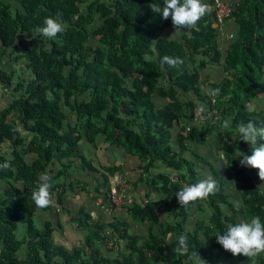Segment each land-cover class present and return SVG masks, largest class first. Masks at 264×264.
Wrapping results in <instances>:
<instances>
[{
	"label": "trees",
	"instance_id": "1",
	"mask_svg": "<svg viewBox=\"0 0 264 264\" xmlns=\"http://www.w3.org/2000/svg\"><path fill=\"white\" fill-rule=\"evenodd\" d=\"M13 1L0 0V89L12 88L16 94L10 107L0 109V165L9 164L0 169V264H198V258L176 251L182 233L188 237L189 252L196 250L207 264H264V254L234 257L217 243L215 236L238 222V214L229 201L226 179L212 165L218 190L205 200L212 212L208 221L186 228L195 213L191 204L181 206L176 196L203 179L197 167L206 163L200 156L199 166L185 159V144H205L216 135L226 144L223 155L242 196L244 216H259L264 222V188H259L264 182L257 170L241 166L240 152L251 155V145L236 132L241 122L264 127V110L257 107L264 106V0H241L221 21L215 0H204L209 14L196 29L177 32L171 18L164 20L149 8L153 2L163 7L162 0ZM48 17L68 25L55 40L35 31ZM227 23L235 26L234 37L221 49L218 29ZM171 32L176 33L166 36ZM164 56L184 63L162 68ZM215 66L223 71L220 81L209 75ZM21 68L23 78L18 75ZM216 89L219 94L213 95ZM200 105L207 121L194 125ZM13 112L16 119L10 121ZM225 120L231 121L228 129L222 127ZM175 127L180 129L178 151L171 146ZM21 130L31 138L23 137ZM98 136L144 163L140 181L162 200H133L125 208L135 222L160 227V232H150L140 245V238L128 234L127 224L117 223L110 228L120 240L112 241L104 226H92L82 213L75 222L85 231L84 243L72 252L56 244L51 222L37 227L38 212L51 206L37 208L31 194L44 173L51 177L53 200L60 205L69 189L86 190L79 181L69 186L60 179L68 176L76 158L94 169L80 143L86 138L94 145ZM8 141L20 148H14L13 158L5 155ZM31 154L37 156L32 164L26 160ZM158 163L177 176L153 174ZM56 165L57 173L52 169ZM117 172L119 168H102L105 180L92 193L105 206L113 207L108 175ZM168 207L173 210L164 218ZM121 240L127 242L122 251ZM99 242L106 248L113 243L115 260L100 253Z\"/></svg>",
	"mask_w": 264,
	"mask_h": 264
},
{
	"label": "crops",
	"instance_id": "2",
	"mask_svg": "<svg viewBox=\"0 0 264 264\" xmlns=\"http://www.w3.org/2000/svg\"><path fill=\"white\" fill-rule=\"evenodd\" d=\"M228 5H231L233 8L238 5L241 0H221ZM214 27H218L216 24ZM218 46L223 49L226 44L233 39L231 37L232 33L235 32V26L233 24L227 23L224 26H220L218 29ZM175 33H166V36H173ZM20 75L24 77V70L21 68ZM28 71H25V74L29 76ZM211 79L213 81H220L223 77V71L221 67L215 66L212 67L209 71ZM16 81V80H15ZM207 86V85H206ZM0 109H6L11 106L13 101H15V93L11 89H0ZM159 104L164 102L156 98ZM258 109L264 110L262 103H257ZM15 112L10 115V121L15 120ZM68 117L69 114L67 113ZM70 119L72 117H69ZM67 118V119H69ZM71 121V120H70ZM74 122V119L72 118ZM72 122V123H73ZM180 129L175 127L173 129V138L171 146L175 151H178L181 146L178 143V134ZM21 134L27 140L31 138L30 134L24 130H21ZM81 149L86 160L93 166L94 169H89L86 165L83 164V161L79 158L73 160V165L68 172L67 177H62L60 180L65 185H71L79 181L86 190L82 192H72L69 189V192L64 195L62 198V204H58L57 200H53V204L50 209L47 211H39L37 217L35 218V223L38 228L43 229L46 226L47 222H51L54 227L53 239L56 244L64 247L69 251H76L82 247L84 243L85 231L80 227L75 219L82 217V213H85L89 216L88 221L93 225H102L105 227V233L112 240H120L116 232L111 229V225L121 223L127 224L129 226L128 234L132 237L140 238V245L143 242L149 239L150 232H160V227H154L152 229L148 223L135 222L130 213L125 208H115L105 206V204L98 203V198L95 199L92 195L101 184L105 178L101 175L102 168H119L120 172H117L113 175H108V183L110 192L116 189L123 191L125 196L129 197L132 200H135L137 203H146L148 201H158L162 200V196L159 195L153 188L149 187L145 182L140 181L142 175V167L144 163L132 154H129L123 147L112 145L106 143L104 138L98 136L95 140V144L88 142L86 138L80 143ZM226 144L222 140L213 135L208 139L205 144H197L194 142L186 143L185 149L183 152V157L189 161L197 163L196 156L203 158L206 163H201L197 167V171L203 176L210 175L213 177V169L224 177L228 183L227 185V194L229 196V201L232 203L235 200L242 202V207L238 214V220L244 216V205L242 196L239 190L236 188L235 180L233 173L227 166L225 161L223 150ZM14 148L20 150L19 147H14L13 144L8 141L4 145L5 155L9 158H13ZM37 156L31 154L28 155L26 160L28 163L32 164L36 161ZM212 165V167H211ZM52 169L57 173L60 169V165L53 166ZM166 168L161 164L156 165V169L152 171L153 174L165 173ZM106 174V173H105ZM172 177H176L177 173L171 171V174H167ZM3 184V183H2ZM1 185V183H0ZM76 188V187H75ZM79 188V187H77ZM174 201H170V206L173 207ZM233 205V203H232ZM172 207H168L167 210H164L162 216L168 214L170 210H173ZM191 210L195 213L194 218H190L186 223V228L192 229L198 220L208 221L212 215L211 210L208 209V205L204 201L196 202L191 204ZM226 211V209H224ZM170 222V219H169ZM172 239V237H171ZM127 242L120 241L121 251L126 247ZM96 248L100 250V253L109 260H115L117 253L111 250L109 246H104L103 243L99 242L96 245ZM91 250L86 249V252L89 253Z\"/></svg>",
	"mask_w": 264,
	"mask_h": 264
},
{
	"label": "clouds",
	"instance_id": "3",
	"mask_svg": "<svg viewBox=\"0 0 264 264\" xmlns=\"http://www.w3.org/2000/svg\"><path fill=\"white\" fill-rule=\"evenodd\" d=\"M162 3L163 7H161V3L153 2L149 5V8L164 20L171 18L176 32L181 28L196 29L198 22L210 12V5L205 3L204 0H162ZM67 28L68 25L66 23L48 17L44 20L43 26L37 27L35 31L47 40H55L58 34L64 33ZM160 63L162 68L164 65L178 68L184 61L179 57L164 56ZM212 94H219V89H216ZM204 110V106L200 105L199 111L203 112ZM230 126V120L223 122V128L228 129ZM236 132L240 140L251 145V155L240 152L239 162L241 166L257 170L259 179L264 182V127H257L252 121L246 124L241 122L236 126ZM8 167V163L0 165V169H7ZM50 180L51 177L47 173L42 174L38 189L31 194L37 208L44 209L53 204ZM259 188H264V184H261ZM217 190L216 180L212 176L206 175L197 183L185 186L176 193V196L181 206H189L192 203L206 200L210 195H215ZM232 203L236 211H239L242 207V202L239 200H235ZM215 237L217 243L234 257L243 255L248 259H252L264 254V222L261 221L259 216H254L250 220L241 218L238 222L229 224L226 231ZM176 251L181 255L187 254L189 259L198 258V264H207L206 261L200 258L196 250L189 252L186 234L182 233L179 235Z\"/></svg>",
	"mask_w": 264,
	"mask_h": 264
},
{
	"label": "built area",
	"instance_id": "4",
	"mask_svg": "<svg viewBox=\"0 0 264 264\" xmlns=\"http://www.w3.org/2000/svg\"><path fill=\"white\" fill-rule=\"evenodd\" d=\"M214 8H215L217 18L220 21L223 18L229 17L232 13V10H233V8L231 6L221 2L219 0H215ZM195 110L196 111H195L194 125H197V124L200 125L201 123H205L207 121L206 116L202 112L199 111V108H197ZM211 114L218 116L217 111H213ZM110 194H111L110 195L111 205L115 208H124L125 206L129 207V205H133V200L130 199L129 197L125 196L123 191L120 189L113 190ZM98 201L101 204H104L102 198H99ZM112 246H113V243L110 244V247H112Z\"/></svg>",
	"mask_w": 264,
	"mask_h": 264
},
{
	"label": "rangeland",
	"instance_id": "5",
	"mask_svg": "<svg viewBox=\"0 0 264 264\" xmlns=\"http://www.w3.org/2000/svg\"><path fill=\"white\" fill-rule=\"evenodd\" d=\"M5 1H9L10 3L13 2V4H15V2H14L13 0H5ZM7 64H8V63H7ZM12 66H13V64H12ZM14 67H16V68H20L16 63H14ZM165 173H167V174H171V171L168 170V169H166V170H165ZM98 203H100V202L98 201ZM100 204H101V203H100Z\"/></svg>",
	"mask_w": 264,
	"mask_h": 264
}]
</instances>
